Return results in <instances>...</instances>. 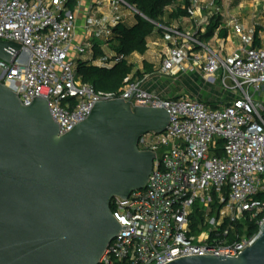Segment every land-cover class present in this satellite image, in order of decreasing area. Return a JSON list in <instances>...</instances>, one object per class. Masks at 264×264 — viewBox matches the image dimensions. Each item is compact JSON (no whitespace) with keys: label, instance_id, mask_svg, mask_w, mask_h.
<instances>
[{"label":"built area","instance_id":"built-area-1","mask_svg":"<svg viewBox=\"0 0 264 264\" xmlns=\"http://www.w3.org/2000/svg\"><path fill=\"white\" fill-rule=\"evenodd\" d=\"M75 1L0 0V41L21 46L11 52V62L0 59V83L24 107L46 100L60 136L87 120L97 104L117 99L170 115L163 134L140 139L141 151L156 154L154 169L145 189L112 200L122 231L100 264L239 257L257 242L264 224V199L258 198L264 194V35L246 36L244 27L231 18L242 47L224 55L199 37V23L192 34L169 30L173 41L161 72L169 77L202 73L238 95L224 105L159 98L141 81L129 79L118 95L96 92L76 71L74 56L83 55L86 48L74 44L77 18L69 6ZM252 1L264 5V0ZM189 3L187 11L196 20L203 11L221 15V4L230 0ZM245 219L258 226L255 235L239 234L238 225Z\"/></svg>","mask_w":264,"mask_h":264},{"label":"water","instance_id":"water-1","mask_svg":"<svg viewBox=\"0 0 264 264\" xmlns=\"http://www.w3.org/2000/svg\"><path fill=\"white\" fill-rule=\"evenodd\" d=\"M21 46L0 41L11 62ZM170 125L164 109L117 99L64 136L46 100L24 107L0 83V264H100L122 231L111 203L147 187L156 154L139 149ZM170 264H264V224L237 258L189 257Z\"/></svg>","mask_w":264,"mask_h":264},{"label":"crops","instance_id":"crops-1","mask_svg":"<svg viewBox=\"0 0 264 264\" xmlns=\"http://www.w3.org/2000/svg\"><path fill=\"white\" fill-rule=\"evenodd\" d=\"M221 6V15L211 17L206 11H203L196 20H191V18L180 19L172 22L170 28L166 29L178 28L192 34L196 32L199 23L200 37V35L204 36L208 32L213 19H218L219 24L213 36L208 39H201L211 42L212 46L217 51L221 50L224 55H228L242 47V40L235 35V28L230 26L231 18H236L239 21L245 29L246 36H256L258 38V36L264 35V5L262 3L257 5L252 0H230V3L221 4ZM69 7L75 12L77 18L74 44L86 48L83 55L74 56L75 61L80 58L91 60L93 58L91 47L96 43L102 46L106 55L113 56V52L107 43L112 28L111 21L130 22L134 18V15L130 13L126 15L124 11L128 10L127 7L129 6L112 0H78ZM105 19L107 20L106 23L104 22ZM172 41L171 32L165 36L153 37L149 41L146 55L135 54L132 56L131 60L135 64L134 73L137 71L147 73L145 65H149L151 68V72L143 80H135L141 81L147 92L163 99H197L216 107L229 103L238 97L234 92L224 90L218 83L208 81L202 73L179 72L177 75L170 77L164 75L161 72L162 58L171 47ZM216 86L222 89L220 94L205 95V93H211L210 90ZM205 87L208 88L206 92ZM227 93L229 94L228 100L220 102L219 100Z\"/></svg>","mask_w":264,"mask_h":264},{"label":"trees","instance_id":"trees-1","mask_svg":"<svg viewBox=\"0 0 264 264\" xmlns=\"http://www.w3.org/2000/svg\"><path fill=\"white\" fill-rule=\"evenodd\" d=\"M123 2L135 8L138 13L134 14L132 21H118L111 28L107 43L113 56L106 55L102 46L96 43L91 47L93 53L91 60L80 58L76 61L78 77L83 84L93 87L96 92L118 95L126 87L127 79L130 82L143 80L151 72V68L145 65L147 73L140 71L134 73L135 64L131 60L132 56L146 55L149 41L153 37L170 33L166 28H170L172 22L190 18L187 11L189 0H123ZM218 24V19H213L208 32L204 36L200 35V38L212 37ZM258 198L264 199V194H260ZM258 230V226L248 219L238 225L240 235L253 236Z\"/></svg>","mask_w":264,"mask_h":264},{"label":"rangeland","instance_id":"rangeland-1","mask_svg":"<svg viewBox=\"0 0 264 264\" xmlns=\"http://www.w3.org/2000/svg\"><path fill=\"white\" fill-rule=\"evenodd\" d=\"M127 9L128 10H124L126 15L129 14V13L131 15H134V14L138 13L135 8L127 7ZM204 89H205V92L208 90L207 87H205ZM210 91H211V93H205V95L208 96L207 94H209L211 96H214V95L220 94L222 92V89L220 87L216 86V87L212 88ZM228 98H229V94L227 93L226 95H223V97L219 101L220 102H225V101L228 100Z\"/></svg>","mask_w":264,"mask_h":264}]
</instances>
